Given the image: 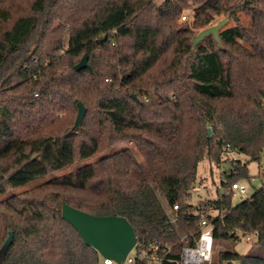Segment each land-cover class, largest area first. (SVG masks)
Returning <instances> with one entry per match:
<instances>
[{
    "label": "trees",
    "instance_id": "1",
    "mask_svg": "<svg viewBox=\"0 0 264 264\" xmlns=\"http://www.w3.org/2000/svg\"><path fill=\"white\" fill-rule=\"evenodd\" d=\"M184 10L192 23H179ZM221 16V44L208 36L194 49ZM85 54L89 68L77 72ZM79 102L87 112L75 129ZM263 151L264 0H0V250L14 233L0 264H102L63 219V203L124 217L138 243L174 251L182 246L169 224L174 207L180 232L197 237L196 210H213V264H264V256H215L216 244L241 233L257 231L264 249V183L237 205L228 193L249 178L248 163L232 159L220 181L226 192L191 203L201 162L221 167L230 153L258 162Z\"/></svg>",
    "mask_w": 264,
    "mask_h": 264
},
{
    "label": "water",
    "instance_id": "2",
    "mask_svg": "<svg viewBox=\"0 0 264 264\" xmlns=\"http://www.w3.org/2000/svg\"><path fill=\"white\" fill-rule=\"evenodd\" d=\"M227 19L219 21L217 24L200 31L192 40L193 48L206 37L213 36L218 44H221L219 31L225 26ZM89 68V56L85 54L81 61L75 66V70L80 72ZM134 98H136L134 96ZM77 117L74 128H78L86 115V107L82 102L77 104ZM210 133V129H208ZM62 217L80 234L84 243L92 247L98 254L105 258L121 264L127 258L129 252L137 243V236L134 228L124 217L119 216H94L85 211L77 209L66 203L62 205ZM14 233L11 232L6 240L0 256H4L12 244Z\"/></svg>",
    "mask_w": 264,
    "mask_h": 264
},
{
    "label": "rangeland",
    "instance_id": "3",
    "mask_svg": "<svg viewBox=\"0 0 264 264\" xmlns=\"http://www.w3.org/2000/svg\"><path fill=\"white\" fill-rule=\"evenodd\" d=\"M164 0H155L156 3L160 4ZM187 16V21H182V16ZM192 17H193V12L191 10H184L180 16L179 23L180 24H190L192 23ZM227 19L224 16H221L215 20L210 26L217 24L219 21ZM247 21V20H245ZM229 25H234V22L229 20ZM202 31V30H201ZM200 32V31H199ZM198 32V33H199ZM77 114L75 116L76 120ZM74 120V121H75ZM210 129V128H209ZM212 129H210L211 131ZM130 146H133L131 144ZM100 158L99 155L94 156L90 159H87L85 161H77L74 165L67 167L63 170L54 172L47 177L40 179L34 183H31L27 186L21 187L19 189H15L11 195H6L3 196L1 199H6L11 197L12 195L20 194L22 192L31 190L35 188L36 186L47 182L53 178L61 177L65 174H69L73 172L75 169L78 167H81L86 164H91L96 162ZM235 158L241 160L243 163H248V170H249V178L242 179L239 183L244 185L247 189V193L245 195H236L234 196V204L237 205L241 203L242 201H245L247 199H250L252 195L260 190L263 187L264 183V176H262V170L264 169V151L261 154L260 160L258 162L256 161H250V159L247 156L239 155V154H232L230 156V159L225 161L221 167H217L215 165H212L208 161H203L201 162L199 166V180L202 179L203 184H200L198 182L197 187L199 190L197 192H194L193 197L191 199V203L193 205H199L202 207V205L205 202H210L214 199H217L219 195L224 194L226 192L225 189L221 187V180H223L225 177L223 175L224 171L230 167V161ZM159 197L166 208V210H169L167 207L166 201L160 191H158ZM212 210V209H208ZM214 216L217 214L212 210L211 212ZM255 240L252 242H249L246 240V235L245 233H241V238L240 241L237 242H226L223 244H216V249H215V256L218 254V249L219 251H232L239 253L241 255H253V256H264V249H261L257 246H255ZM135 255V252L133 253Z\"/></svg>",
    "mask_w": 264,
    "mask_h": 264
},
{
    "label": "built area",
    "instance_id": "4",
    "mask_svg": "<svg viewBox=\"0 0 264 264\" xmlns=\"http://www.w3.org/2000/svg\"><path fill=\"white\" fill-rule=\"evenodd\" d=\"M182 21H187V16H182ZM212 129V126H210ZM230 145L224 147V151L230 152ZM234 153H230V156ZM230 156L228 159H230ZM235 159V158H233ZM264 176V169L262 170ZM199 188L194 186L193 192H197ZM228 193L233 196L245 195L247 189L240 183H234L228 189ZM169 214V224L172 225L180 233L181 248L173 250L169 244H163L158 241L136 243L129 252L125 261L121 264H213L214 261V240L213 226L211 221V212L206 210H196L195 214L199 216V227L201 229L200 236L197 237L194 233L190 235L180 232L179 210L178 206L174 207ZM246 240L252 242L256 240L259 233H247ZM191 241L194 244H191ZM135 252V255L133 253ZM102 258V264H117L110 259Z\"/></svg>",
    "mask_w": 264,
    "mask_h": 264
}]
</instances>
